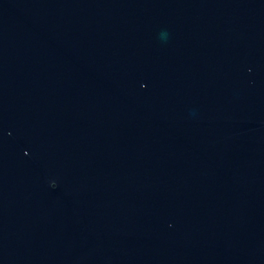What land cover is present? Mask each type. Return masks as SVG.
Instances as JSON below:
<instances>
[{"label": "water", "instance_id": "95a60500", "mask_svg": "<svg viewBox=\"0 0 264 264\" xmlns=\"http://www.w3.org/2000/svg\"><path fill=\"white\" fill-rule=\"evenodd\" d=\"M0 264H264V0H0Z\"/></svg>", "mask_w": 264, "mask_h": 264}]
</instances>
